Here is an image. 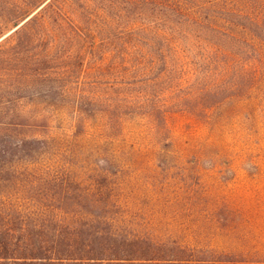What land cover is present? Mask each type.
<instances>
[{
  "label": "trees",
  "instance_id": "1",
  "mask_svg": "<svg viewBox=\"0 0 264 264\" xmlns=\"http://www.w3.org/2000/svg\"><path fill=\"white\" fill-rule=\"evenodd\" d=\"M13 28L0 41V98L14 110L37 97L45 112L0 120V264H264L124 232L94 211L115 206L93 198L112 187L106 168L92 185L49 164L59 121L109 144L128 119L163 135L172 113H205L264 81L259 0H5L0 37Z\"/></svg>",
  "mask_w": 264,
  "mask_h": 264
},
{
  "label": "rangeland",
  "instance_id": "2",
  "mask_svg": "<svg viewBox=\"0 0 264 264\" xmlns=\"http://www.w3.org/2000/svg\"><path fill=\"white\" fill-rule=\"evenodd\" d=\"M44 112L37 97L20 99L14 110L0 98L2 121ZM167 123L159 135L147 121L128 119L109 144L96 128L76 136L68 120L59 121L52 132L62 143L49 164L82 181L94 179L92 185L103 180L100 167L107 169L112 187L105 194L92 188L93 198L110 197L116 207L94 211H111L106 214L124 232L182 245L207 259L264 262V81L205 113H172Z\"/></svg>",
  "mask_w": 264,
  "mask_h": 264
},
{
  "label": "water",
  "instance_id": "3",
  "mask_svg": "<svg viewBox=\"0 0 264 264\" xmlns=\"http://www.w3.org/2000/svg\"><path fill=\"white\" fill-rule=\"evenodd\" d=\"M16 28H17V27H16ZM16 28H15V29H16ZM15 29H14V30H15ZM5 36H6V35H4L2 38H0V40L3 39Z\"/></svg>",
  "mask_w": 264,
  "mask_h": 264
}]
</instances>
